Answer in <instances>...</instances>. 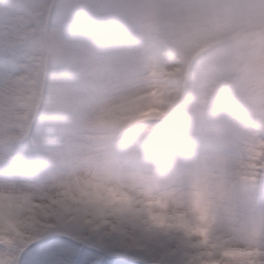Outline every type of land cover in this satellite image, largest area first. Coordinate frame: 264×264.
<instances>
[{
    "label": "clouds",
    "instance_id": "clouds-1",
    "mask_svg": "<svg viewBox=\"0 0 264 264\" xmlns=\"http://www.w3.org/2000/svg\"><path fill=\"white\" fill-rule=\"evenodd\" d=\"M53 236L264 264V0H0V264Z\"/></svg>",
    "mask_w": 264,
    "mask_h": 264
},
{
    "label": "snow or ice",
    "instance_id": "snow-or-ice-1",
    "mask_svg": "<svg viewBox=\"0 0 264 264\" xmlns=\"http://www.w3.org/2000/svg\"><path fill=\"white\" fill-rule=\"evenodd\" d=\"M64 242L59 239L43 240L33 245L26 253V259L30 264H49V258L42 253L48 248H57ZM77 251L73 254L72 264H125L123 261L115 260L87 247L76 246ZM56 264V262H55ZM238 264H257L256 261H240Z\"/></svg>",
    "mask_w": 264,
    "mask_h": 264
},
{
    "label": "rangeland",
    "instance_id": "rangeland-1",
    "mask_svg": "<svg viewBox=\"0 0 264 264\" xmlns=\"http://www.w3.org/2000/svg\"><path fill=\"white\" fill-rule=\"evenodd\" d=\"M67 237V240L72 244L63 243L57 247L58 256L56 257V264H72L73 254L77 251V244L71 237Z\"/></svg>",
    "mask_w": 264,
    "mask_h": 264
}]
</instances>
